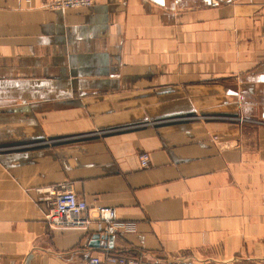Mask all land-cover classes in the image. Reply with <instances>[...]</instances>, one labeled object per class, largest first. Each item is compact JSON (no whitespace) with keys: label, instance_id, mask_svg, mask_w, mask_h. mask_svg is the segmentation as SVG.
I'll list each match as a JSON object with an SVG mask.
<instances>
[{"label":"crops","instance_id":"1","mask_svg":"<svg viewBox=\"0 0 264 264\" xmlns=\"http://www.w3.org/2000/svg\"><path fill=\"white\" fill-rule=\"evenodd\" d=\"M46 2L0 0V264H264V0Z\"/></svg>","mask_w":264,"mask_h":264},{"label":"built area","instance_id":"2","mask_svg":"<svg viewBox=\"0 0 264 264\" xmlns=\"http://www.w3.org/2000/svg\"><path fill=\"white\" fill-rule=\"evenodd\" d=\"M215 5V3H212ZM92 0H47L49 9L65 13L71 9L91 7ZM141 167H147L148 158L140 156ZM49 190V189H48ZM53 199L45 214V223L50 228H82L88 229L91 223L95 224V231L101 235L113 234L115 231L116 213L114 209L99 207L89 209L87 204L79 199L70 188L63 187L60 190H51ZM109 264H140V262L128 255L113 254L104 258ZM102 260L92 257L87 264H101Z\"/></svg>","mask_w":264,"mask_h":264},{"label":"water","instance_id":"3","mask_svg":"<svg viewBox=\"0 0 264 264\" xmlns=\"http://www.w3.org/2000/svg\"><path fill=\"white\" fill-rule=\"evenodd\" d=\"M99 237H101L100 234H98V233L93 234L90 241H89V246L90 247H98Z\"/></svg>","mask_w":264,"mask_h":264}]
</instances>
